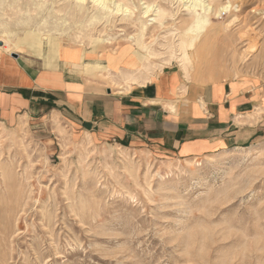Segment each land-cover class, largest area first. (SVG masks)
I'll use <instances>...</instances> for the list:
<instances>
[{
    "label": "rangeland",
    "instance_id": "obj_1",
    "mask_svg": "<svg viewBox=\"0 0 264 264\" xmlns=\"http://www.w3.org/2000/svg\"><path fill=\"white\" fill-rule=\"evenodd\" d=\"M100 1L0 0V35L38 33L40 55H13L48 68L64 50L114 57L118 69L84 65L111 87L178 70L184 87L244 80L264 91V0H202L210 25L188 48L187 71L193 0ZM263 128L188 157L98 141L62 117L0 121V264H264Z\"/></svg>",
    "mask_w": 264,
    "mask_h": 264
},
{
    "label": "crops",
    "instance_id": "obj_2",
    "mask_svg": "<svg viewBox=\"0 0 264 264\" xmlns=\"http://www.w3.org/2000/svg\"><path fill=\"white\" fill-rule=\"evenodd\" d=\"M13 54L0 45L4 123L62 117L67 126L98 141L149 144L188 157L245 143L258 134L259 125L264 127V91L244 80L184 87L178 70H166L143 84L122 81L111 87L87 73L84 65L100 62L107 69H118L122 63L114 57L82 59L64 50L57 65L48 68ZM62 59L70 64L68 69ZM256 116L259 122L252 123Z\"/></svg>",
    "mask_w": 264,
    "mask_h": 264
},
{
    "label": "bare ground",
    "instance_id": "obj_3",
    "mask_svg": "<svg viewBox=\"0 0 264 264\" xmlns=\"http://www.w3.org/2000/svg\"><path fill=\"white\" fill-rule=\"evenodd\" d=\"M106 1L107 0H101L100 2L103 3L104 5L106 4ZM202 0H193L192 4L193 7H195L196 10H198V14L196 15L195 17V21L193 24H191L190 26H188V31H186V39L182 40V44L180 47L181 48V52H182V59H183V62L185 64V66L183 67L185 71L188 70L189 66H191L192 64V61L190 60L191 59V56L188 52V48H192V46H194V42L196 41V39L199 37V35L203 32V30L208 27L210 25V15H209V10H210V7L211 5L209 6H204L202 5L203 2H201ZM108 2V1H107ZM122 2V1H121ZM119 3V2H118ZM80 4V3H79ZM222 4V3H221ZM103 5V6H104ZM229 5V4H228ZM102 6V7H103ZM149 7V6H148ZM120 8V7H119ZM151 8V7H150ZM192 8V7H191ZM228 6H223L220 10H228ZM48 9V8H47ZM148 9V8H147ZM190 9V8H189ZM119 10V9H118ZM195 10V11H196ZM205 13H200L201 11ZM208 10V11H207ZM219 10V11H220ZM147 11V10H146ZM231 11V10H230ZM149 10L146 12L148 13ZM35 13V12H34ZM146 15V14H145ZM195 16V15H194ZM73 17V16H72ZM191 18V17H190ZM193 18V17H192ZM236 18V17H235ZM194 19V18H193ZM240 20V19H239ZM71 21V20H70ZM232 23V22H231ZM236 25V24H235ZM229 26V25H228ZM96 31V30H95ZM49 33V32H48ZM136 33V31H135ZM49 35V34H48ZM78 35V34H77ZM81 35V34H80ZM177 37V36H176ZM181 38V37H180ZM240 38V37H239ZM80 39V38H79ZM0 41L3 42V48L5 50H8L9 52L11 51H14L15 49L18 50V49H28V50H31L32 52H35L37 53L38 55L41 54V51H42V46H43V39L42 37L34 32V31H28L26 33H24L23 35H20L18 36L17 38L15 39H11L8 32L5 31L2 35H0ZM136 42L139 43V45H142V41H141V37L140 39H136ZM181 42V40H180ZM180 45V44H178ZM2 46V45H1ZM146 46V45H144ZM160 46V45H159ZM179 48V47H178ZM82 49V48H81ZM58 51L56 46H52V52H56ZM151 53V52H150ZM151 55H155L154 52L153 54L151 53ZM180 57V56H179ZM179 59V58H178ZM181 59V57H180ZM179 59V60H180ZM147 62V61H146ZM182 62V61H181ZM182 62V63H183ZM181 63V65H182ZM143 66V65H142ZM146 66H147V63H146ZM86 67V66H85ZM89 72V70H88ZM128 76V75H127ZM130 76H133L130 75ZM129 76V77H130ZM122 77V76H121ZM124 78V76H123ZM135 78V77H134ZM121 79V78H120ZM128 79V78H127ZM131 79V77H130ZM137 79V78H136ZM129 80V79H128ZM147 81H148V78H147Z\"/></svg>",
    "mask_w": 264,
    "mask_h": 264
},
{
    "label": "water",
    "instance_id": "obj_4",
    "mask_svg": "<svg viewBox=\"0 0 264 264\" xmlns=\"http://www.w3.org/2000/svg\"><path fill=\"white\" fill-rule=\"evenodd\" d=\"M14 55H16V54H14Z\"/></svg>",
    "mask_w": 264,
    "mask_h": 264
}]
</instances>
